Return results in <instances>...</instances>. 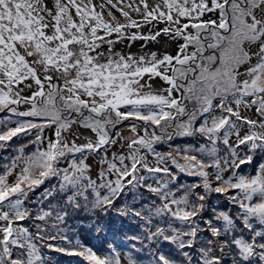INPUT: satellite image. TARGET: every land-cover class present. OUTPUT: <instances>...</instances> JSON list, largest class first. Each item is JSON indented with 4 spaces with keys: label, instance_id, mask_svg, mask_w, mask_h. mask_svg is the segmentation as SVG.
<instances>
[{
    "label": "snow or ice",
    "instance_id": "6c2138e0",
    "mask_svg": "<svg viewBox=\"0 0 264 264\" xmlns=\"http://www.w3.org/2000/svg\"><path fill=\"white\" fill-rule=\"evenodd\" d=\"M14 138L0 264H264V0H0Z\"/></svg>",
    "mask_w": 264,
    "mask_h": 264
},
{
    "label": "rangeland",
    "instance_id": "374dc122",
    "mask_svg": "<svg viewBox=\"0 0 264 264\" xmlns=\"http://www.w3.org/2000/svg\"><path fill=\"white\" fill-rule=\"evenodd\" d=\"M95 2L97 4H99L101 2V0H95ZM155 2V0H150V3ZM113 11L115 12V15L123 22V17L120 16L119 12L116 11L115 9H113ZM134 16V18H138L136 17V14L133 13L132 14ZM139 44V43H136ZM124 45V44H122ZM126 45L122 46L121 48H125L126 49ZM134 46H132L133 48ZM27 94V93H26ZM24 108L27 107V105L23 106ZM124 133L127 131V129L125 128ZM52 133V129H48L45 131L44 135L45 136H50ZM128 135V133L126 134ZM15 143L13 144V146L11 147V149L6 153L3 152L5 151V149H0V174L3 173L4 171V165L6 163H10V160H5L4 157H11L13 155H16V148L20 146V144L22 142V140H17V138H14ZM12 143V142H10ZM123 146L122 145H117L115 150H122ZM167 149V148H166ZM33 150V149H32ZM31 150V151H32ZM90 163H96V161H93L91 158L89 159ZM18 170V169H17ZM248 170V169H246ZM95 178V177H94ZM10 179H14L13 177H10ZM192 179V178H191ZM53 183H55V181L53 180ZM42 189L40 191L43 190L44 187H48L47 183L43 186H41ZM38 191L37 194L40 192ZM108 233H110V235H108V240L107 242H111L114 243L116 248L121 245V247H123V249H119L117 248L119 251L123 253H127L128 251H133L132 249V241H130L129 239H126V237H130L132 235L135 234V231L129 228V224L127 221H124L123 224L121 223L120 219H115V223L111 225L110 228H108L106 230ZM81 238L86 242V243H90L92 246L96 247L98 250H103V251H108L107 249V243L105 242L104 238H105V233H101L99 235H97L96 233L92 232L89 233L88 231H83L81 233ZM92 241H96L95 244L92 243ZM58 260H60V264H77V261L80 259L78 257H70V260L66 263L63 254H53ZM139 258H142L145 260V264L147 262L148 259H150V257L147 255V252L145 251L144 253H138L137 254Z\"/></svg>",
    "mask_w": 264,
    "mask_h": 264
},
{
    "label": "trees",
    "instance_id": "16d2710c",
    "mask_svg": "<svg viewBox=\"0 0 264 264\" xmlns=\"http://www.w3.org/2000/svg\"><path fill=\"white\" fill-rule=\"evenodd\" d=\"M26 142V141H25ZM176 142H178V143H180V142H184V138H176ZM19 147V146H18ZM18 147H15L16 149L18 148ZM166 147L164 146V145H158L157 147H156V149H157V151H165V150H167V149H165ZM11 149V147L10 148H6L5 149V151H3V152H8L9 150ZM33 149V146L32 145H29L28 146V149H27V151H31ZM158 149H162V150H158ZM188 180H191V178H187ZM181 180H182V182L184 181V178L182 177L181 178ZM42 189V187L40 188V189H38L37 190V192L38 191H40ZM92 243L93 244H95L96 243V241H92ZM117 248H119V249H123V247H121V245H119ZM60 255V254H59ZM64 256V259H65V261H66V263L70 260V256H66V255H63Z\"/></svg>",
    "mask_w": 264,
    "mask_h": 264
},
{
    "label": "flooded vegetation",
    "instance_id": "af4514ba",
    "mask_svg": "<svg viewBox=\"0 0 264 264\" xmlns=\"http://www.w3.org/2000/svg\"><path fill=\"white\" fill-rule=\"evenodd\" d=\"M137 45H139V44H135V45H133L134 47L135 46H137ZM122 46H124V45H119V47H122ZM158 83H160V84H162V82H158ZM128 133V130L124 133L125 135ZM78 142H80V141H78ZM166 148H167V145H164ZM157 147V146H156ZM165 148V149H166ZM158 150H162V149H158Z\"/></svg>",
    "mask_w": 264,
    "mask_h": 264
},
{
    "label": "bare ground",
    "instance_id": "6f19581e",
    "mask_svg": "<svg viewBox=\"0 0 264 264\" xmlns=\"http://www.w3.org/2000/svg\"><path fill=\"white\" fill-rule=\"evenodd\" d=\"M134 51L139 50V45L132 48Z\"/></svg>",
    "mask_w": 264,
    "mask_h": 264
}]
</instances>
